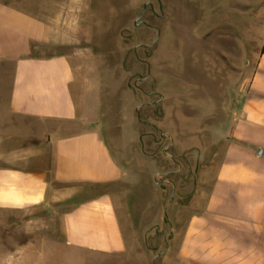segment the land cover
<instances>
[{
    "label": "crops",
    "instance_id": "crops-1",
    "mask_svg": "<svg viewBox=\"0 0 264 264\" xmlns=\"http://www.w3.org/2000/svg\"><path fill=\"white\" fill-rule=\"evenodd\" d=\"M61 1L0 0V224L45 216L59 246L92 264H155L140 222L151 236L162 229L161 264H264V45L248 90L225 105L228 140H200L195 184L169 196L140 136L131 152L109 141L101 76L66 48L61 19H49L82 15L90 0Z\"/></svg>",
    "mask_w": 264,
    "mask_h": 264
},
{
    "label": "rangeland",
    "instance_id": "rangeland-1",
    "mask_svg": "<svg viewBox=\"0 0 264 264\" xmlns=\"http://www.w3.org/2000/svg\"><path fill=\"white\" fill-rule=\"evenodd\" d=\"M68 2H60L62 9ZM90 4L82 15L49 19H61L66 48H73L101 76L109 141L131 152L140 136L144 153L157 160L158 181L169 196L176 190L185 198L182 186L195 184L194 171L202 165L200 140H228L230 113L224 112L225 105L239 102L249 88L264 45V0ZM71 26H86L87 32L70 31ZM223 151V144L215 149L213 167L223 162ZM152 170V165L144 168L143 183ZM130 183L139 193L141 182ZM147 190L155 200L160 197ZM8 219L9 226L0 224V264H92L86 255L59 246L55 225L45 216L28 221L14 213ZM140 223L138 237L158 247L155 263L161 264L166 242L155 235L162 229H153L151 236L147 223Z\"/></svg>",
    "mask_w": 264,
    "mask_h": 264
},
{
    "label": "water",
    "instance_id": "water-1",
    "mask_svg": "<svg viewBox=\"0 0 264 264\" xmlns=\"http://www.w3.org/2000/svg\"><path fill=\"white\" fill-rule=\"evenodd\" d=\"M262 154H263V152L260 150V151H259V155H262ZM164 189H165V188H164Z\"/></svg>",
    "mask_w": 264,
    "mask_h": 264
},
{
    "label": "trees",
    "instance_id": "trees-1",
    "mask_svg": "<svg viewBox=\"0 0 264 264\" xmlns=\"http://www.w3.org/2000/svg\"><path fill=\"white\" fill-rule=\"evenodd\" d=\"M263 49H264V47H263ZM156 264V263H155Z\"/></svg>",
    "mask_w": 264,
    "mask_h": 264
}]
</instances>
